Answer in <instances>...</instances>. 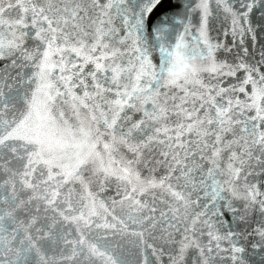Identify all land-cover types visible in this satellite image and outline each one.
<instances>
[{
    "label": "snow or ice",
    "instance_id": "1",
    "mask_svg": "<svg viewBox=\"0 0 264 264\" xmlns=\"http://www.w3.org/2000/svg\"><path fill=\"white\" fill-rule=\"evenodd\" d=\"M0 264H264V0H0Z\"/></svg>",
    "mask_w": 264,
    "mask_h": 264
}]
</instances>
